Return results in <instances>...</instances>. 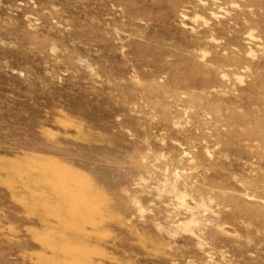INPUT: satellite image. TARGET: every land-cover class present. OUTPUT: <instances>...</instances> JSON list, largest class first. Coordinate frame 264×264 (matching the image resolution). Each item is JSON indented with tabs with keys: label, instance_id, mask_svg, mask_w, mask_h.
<instances>
[{
	"label": "rangeland",
	"instance_id": "374dc122",
	"mask_svg": "<svg viewBox=\"0 0 264 264\" xmlns=\"http://www.w3.org/2000/svg\"><path fill=\"white\" fill-rule=\"evenodd\" d=\"M0 264H264V0H0Z\"/></svg>",
	"mask_w": 264,
	"mask_h": 264
},
{
	"label": "bare ground",
	"instance_id": "6f19581e",
	"mask_svg": "<svg viewBox=\"0 0 264 264\" xmlns=\"http://www.w3.org/2000/svg\"><path fill=\"white\" fill-rule=\"evenodd\" d=\"M200 3V2H199ZM204 3V2H203ZM216 16V15H215ZM220 17V16H219ZM243 72V71H242ZM223 78V77H222ZM239 80H241V79H239Z\"/></svg>",
	"mask_w": 264,
	"mask_h": 264
}]
</instances>
